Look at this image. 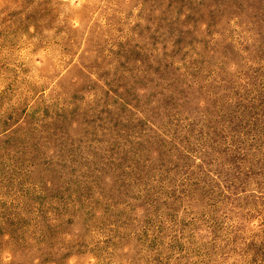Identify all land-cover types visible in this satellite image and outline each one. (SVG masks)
<instances>
[{
  "label": "rangeland",
  "instance_id": "obj_1",
  "mask_svg": "<svg viewBox=\"0 0 264 264\" xmlns=\"http://www.w3.org/2000/svg\"><path fill=\"white\" fill-rule=\"evenodd\" d=\"M0 264H264V0H0Z\"/></svg>",
  "mask_w": 264,
  "mask_h": 264
}]
</instances>
